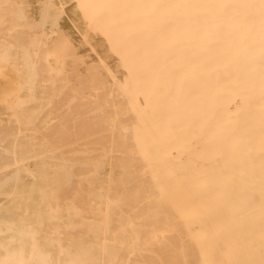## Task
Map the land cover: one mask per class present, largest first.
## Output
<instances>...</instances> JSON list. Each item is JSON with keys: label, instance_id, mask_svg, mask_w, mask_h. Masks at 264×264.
<instances>
[{"label": "bare ground", "instance_id": "1", "mask_svg": "<svg viewBox=\"0 0 264 264\" xmlns=\"http://www.w3.org/2000/svg\"><path fill=\"white\" fill-rule=\"evenodd\" d=\"M22 1L85 143L0 133V264H264V0Z\"/></svg>", "mask_w": 264, "mask_h": 264}, {"label": "rangeland", "instance_id": "2", "mask_svg": "<svg viewBox=\"0 0 264 264\" xmlns=\"http://www.w3.org/2000/svg\"><path fill=\"white\" fill-rule=\"evenodd\" d=\"M7 1L14 4L13 1L18 0H3V2L0 0V9L2 7L4 11L7 9ZM21 2L23 1L21 0ZM24 10L27 14L25 7ZM20 16L24 21L27 20L26 17ZM3 17L9 23L5 24V27L0 25V36L5 34V28L7 27L9 31L11 29L16 31L18 27H20V30L26 29L23 23L20 24L21 26L18 24L13 26L16 21L9 18V11L4 15L2 14L0 18ZM15 31L12 30L11 32ZM38 38L40 39L37 46L39 48L36 47L37 43L34 44L35 47L31 45V47H34V51L33 48H31L32 51L29 49L28 55H23V58L25 56L24 59L19 53L18 55L21 58L16 57L19 45L14 42L13 38H11L13 44L6 39L4 40V38H0V89L3 90L0 95V133L3 136L5 134L3 132L4 128L9 130L17 124H22L21 129L25 130L27 135L8 138L7 141L11 144L14 142V145L19 147L20 138L27 139L28 142L31 140V142L26 144V146H32L33 148V152L29 151L31 160L35 159L34 155H37L40 150L46 149L50 152L54 148L58 151L63 148L65 152H72L71 149L75 148V146H81L83 142L85 143L82 129L74 127L71 122L70 112H68V102L70 100L66 98L68 74L62 70L64 68L63 59L59 58L58 55L50 54V52L48 55L42 53L43 49L41 50V46L44 45L43 42L41 44L39 42L48 39V37L43 32ZM9 46L14 49V52ZM32 52H35V56ZM30 53L33 55L32 57ZM10 55H13L12 59ZM14 55L15 58L13 59ZM29 60L36 62H33L36 68L35 72L33 70L34 66L30 68L32 62ZM28 69L30 72L26 71ZM35 73L39 76L35 77ZM72 108H74V105ZM34 138L38 139L36 145L32 142ZM14 145L13 147L18 149ZM35 148H37L36 151H34ZM18 152L23 155L25 149H18Z\"/></svg>", "mask_w": 264, "mask_h": 264}]
</instances>
